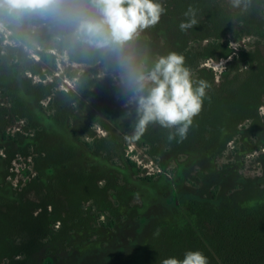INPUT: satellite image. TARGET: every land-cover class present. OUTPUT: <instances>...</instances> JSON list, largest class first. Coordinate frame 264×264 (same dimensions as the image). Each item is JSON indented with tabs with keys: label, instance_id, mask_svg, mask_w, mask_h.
Wrapping results in <instances>:
<instances>
[{
	"label": "rangeland",
	"instance_id": "374dc122",
	"mask_svg": "<svg viewBox=\"0 0 264 264\" xmlns=\"http://www.w3.org/2000/svg\"><path fill=\"white\" fill-rule=\"evenodd\" d=\"M158 2L122 47L78 31L90 0L0 10V264L264 255V0ZM170 52L210 85L202 111L186 139L158 123L134 138V75Z\"/></svg>",
	"mask_w": 264,
	"mask_h": 264
},
{
	"label": "clouds",
	"instance_id": "9594fccd",
	"mask_svg": "<svg viewBox=\"0 0 264 264\" xmlns=\"http://www.w3.org/2000/svg\"><path fill=\"white\" fill-rule=\"evenodd\" d=\"M63 3L64 0H0V10L10 16L44 15L62 11ZM90 3L98 10L99 18L82 21L78 31L87 43L96 47H122L134 35L155 26L166 11L158 0H90ZM231 3L234 8L241 6V0H231ZM185 16L189 20L181 22V31L198 23L191 6ZM134 82L135 93L128 101L136 105L134 138L138 139L150 124L158 123L163 128L175 129L170 131L169 141L176 135L186 139L193 118L202 111L206 89L210 88L208 82L194 81L185 57L176 52L157 56L147 73H135ZM125 117L131 118V113L126 112ZM162 264H209V259L200 250H189L182 260L169 257Z\"/></svg>",
	"mask_w": 264,
	"mask_h": 264
},
{
	"label": "trees",
	"instance_id": "16d2710c",
	"mask_svg": "<svg viewBox=\"0 0 264 264\" xmlns=\"http://www.w3.org/2000/svg\"><path fill=\"white\" fill-rule=\"evenodd\" d=\"M236 257L237 255L228 258L227 261L231 259V262H228L227 264H237L236 262L234 263L235 260H238L239 264H264V255L258 252L253 254H241V259H236Z\"/></svg>",
	"mask_w": 264,
	"mask_h": 264
}]
</instances>
